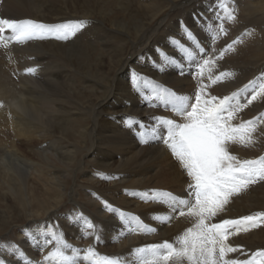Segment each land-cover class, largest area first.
<instances>
[{
    "label": "bare ground",
    "instance_id": "bare-ground-1",
    "mask_svg": "<svg viewBox=\"0 0 264 264\" xmlns=\"http://www.w3.org/2000/svg\"><path fill=\"white\" fill-rule=\"evenodd\" d=\"M48 1L50 0H46V3H48ZM57 1H59V5L56 8L57 9L59 8L60 11H57L56 13H54V15L51 14V18H47L45 16V13L47 12H44V10L40 9L38 10V12L41 14L38 15V17L41 18L38 19L39 20L46 19L48 21H52V20H57V18L58 19L69 18V16L71 15L72 17H80V13L82 11H78V10L75 12L71 11V8H69L70 4L68 3L69 0H57ZM169 1L174 3L173 2L174 0H169ZM32 2H30V5L35 7L36 5H34V3ZM72 2H75V0H72ZM192 2H194V0H179V2L176 3L175 7L183 6L185 4H191ZM5 6L6 5H4V8ZM175 7L173 6V8ZM255 7L258 6L256 5ZM198 10L201 11L203 10V8L201 7H199L198 9L195 8L192 10V12L194 11L197 12ZM203 11L206 13L207 10L205 9ZM90 16L91 15L87 13L86 16L83 17L82 15L81 17V19L90 22L86 26V29L87 28L94 29V27L92 26V23H94V21H92V17ZM102 18L104 19V17ZM164 20L165 17L159 19L156 23V26L150 31H148L149 35H147L143 41L141 42L130 41L133 46L132 51L130 49L127 50L124 44H121V46L119 45L118 47H116L117 49L119 48L120 54H118L119 59H117V61L115 60L116 61L115 63L112 62L113 64L111 63L110 65L109 64L105 65L103 62L104 57L102 58L101 55V57L98 58L99 61L97 65L96 63L95 64L93 63L94 65H96L95 67H93L94 65L91 66V64L90 65L85 64L82 66L80 65V67H82V71H79V69H77L76 67L77 63L75 61L76 56H78L79 54L78 51L79 49L77 50L71 49L73 51L69 50V56L71 57H68V55L65 53L68 51V48H65L66 51H64L65 49L63 47L64 44L65 46L67 45V42L66 43H63L61 41L57 42L56 39L53 38H51L53 39V41H50L48 40V38H45L47 41L43 39H37L36 40L37 42H35L34 41L35 39H33L30 42L27 41V43H24V45H18L16 40L13 38L14 35L13 34H12L13 36L10 35L11 32L9 33V35L6 34L7 35L6 39L7 40L10 39V42L6 41V39L2 40V43L5 46L10 45L11 47H13V51H17L18 53L16 54L17 64L14 65L17 72L14 73L13 71L10 72L9 68L12 65L10 64L11 61L8 55L5 59H3L6 60L7 65H5L3 62H0V127L1 128L3 126L8 127L9 133L11 135L10 138L11 141L9 146L10 148L9 149L0 148V155H2L1 164L2 166H4L3 167L4 169H1L0 171L3 174L5 172L7 174H10V177L12 176V174L14 173L16 174L20 172H24L27 174L26 176L32 177V175L34 174H32L31 172L33 171H34L33 173L36 172V174H38L37 175L38 178L40 175L47 177V179H45L43 182L44 178L40 176L42 179L40 180L41 183H40L39 192L42 194H46L51 191H56L54 197L47 196V199L49 200V205L52 206L51 209H49L46 212L47 219L50 217L49 215L53 213L54 209H56L60 205L61 200L64 198L65 193L60 192L61 190L64 191V187H61V185L62 184L64 185V183L67 181V178L71 177L72 170L66 169V167L70 168L71 166L70 164L74 160L76 145L65 143L66 138H64V132L66 131V124L68 121H70L69 119L71 118L72 115L82 113V114H87L88 116L89 111H91L89 113V117L91 119V125L83 127L79 132V134L80 136L85 138L89 137L90 141H92V143L90 144L92 145L86 149L87 153L80 160L77 161V167L73 171H74V176H77L79 172H83V175L87 176L89 181L86 182L87 185L84 191L86 192V198L85 197L84 198L86 199L89 205L95 207V210L93 211V213L92 212L89 213L90 214L89 215L83 209L82 212L75 218H73V216L70 215V213L65 214L66 219L69 218L72 220L71 221L72 226H70L72 230L71 229L70 230L73 234L74 241L73 242L71 241L70 243H73L74 246L76 245L77 240L80 237L81 229L84 227H89V225L95 221V218H99V217L102 219V221H100L101 232L103 234L105 233L104 236L107 237V239L116 241L118 246L122 245L127 240L128 242H132L135 238H137V233H139L137 229L139 226L138 224H136L137 221L135 223L134 221L135 219H138L136 218L138 214H141L142 217L149 222L151 229L149 231L147 230L146 236L148 237V240H155L156 242L153 241L155 244H160L159 242L160 239H166V237H168L170 233L172 232L174 233V231L176 232V230H179V228H177L178 225L176 224V222H174L170 227L168 226L169 224H171L173 218L175 219L179 215V213L177 214V212L179 211H177L175 214H171V218L169 219L168 217L169 214L171 213L170 207L167 205L166 202L160 203L157 202L156 200H153L152 190L155 189L167 190L174 193L177 196H186L184 189L189 183L183 178L184 175H187L186 172L180 167L178 162L173 160L174 157L170 149L163 142V139L156 138V136H159L162 132V129L160 128L158 122L155 120L156 117L171 118L177 120V122H182L181 118L175 115L174 112L172 113L168 111L169 109L173 111L170 106L168 107L165 106L163 110H161V112H159V110L156 112L155 110L151 109V107L149 106L150 102L147 101L146 99H144L143 101L146 100V105L148 106L142 105L139 98L137 101H135L134 99L135 101L134 104L130 103L132 108L131 106L130 107L128 106L129 102L123 100V98H125V100L126 99L131 100L133 97H137L133 94V92L131 94L129 91V89L133 87L130 80L131 71L133 69L139 74H141L143 71H146L147 73H150L154 78L155 77L160 78L161 74L165 70L166 65L169 66L172 64V61L177 60L176 58L172 57L171 46L169 44H165V46H163V50L166 53L169 52L172 61H170L168 57H166V59H162L164 54L160 52L156 56V60L159 62L158 64L159 67L154 68V66L152 65V67L150 68V62H148V60L146 59L147 57H149V54L152 53L153 51L152 47H155V45L157 44V43L151 44L150 40L151 38H153L159 26L164 22ZM169 31L171 32L170 34L177 33L175 29L174 30L169 29ZM93 32L95 33V31ZM45 35L47 36L48 34ZM77 35L81 36L82 31ZM182 35L183 34L181 32L180 38L185 37ZM170 36L168 35V38ZM206 36L203 37L202 42L199 45H197L196 48H192L189 52L190 54L192 53L195 63L197 61V58H199V54L203 53L201 58H199L201 60L204 56H206V53L211 52V50L206 46L207 45L206 42L204 41V38ZM12 42H16L17 45L16 44L15 45L18 46L19 49L18 48L16 49L14 44H12ZM93 44L95 43L93 42ZM113 49H115L114 46ZM63 54H65V56ZM72 57L75 58L73 59ZM112 57L110 56V58ZM88 58L90 59L92 57H88ZM152 60H154V57H152ZM174 63L176 64L171 65L173 70H177L179 69V67H181L183 68V71L191 72L189 71L188 68L184 66L187 65V63H182L181 60L180 62H174ZM147 66L149 67L148 70H146ZM26 68H35L36 71L34 74H28L25 72ZM149 69L152 70V72H150ZM160 69H164V70H160ZM218 71H220L218 68L213 69L209 73L210 77L211 75L217 73ZM76 73L79 74L81 73V77L83 78V83L85 86L82 87V89H87L92 93L91 96L85 101L86 103H82L78 99H76V90L73 86V84H75L76 82V77H75ZM175 74L176 73L174 72L170 74H166L165 77L166 80L168 77L171 78L172 80L171 92L177 95L186 96L190 99V102H194V94L196 91L194 90L195 88H193V85L191 86L190 83L191 81L189 79V76L180 77L178 76V74L177 75ZM185 75H188V73ZM217 76L218 75H216V77ZM242 82L243 81H238L234 89L229 91V89L227 88L229 82L225 79V77H221V79L217 83L220 85V87L217 88V94L221 95L222 97L226 95H231L233 92L242 88ZM99 90H100V96L99 98H97L96 96L98 95L95 96V94L98 93ZM139 95H148V94L144 93V91L142 90V92ZM210 97L211 94L210 95L206 94L205 98H210ZM242 97L243 96L241 93L237 99H239L242 102ZM100 99H103L104 102L101 101ZM133 109L134 111L137 110L136 116L134 115L135 119L134 118L132 119V123H130L129 121L125 124L124 122L128 120V116L133 111ZM250 111H253V109H250ZM253 112L254 113L247 120H250L254 117H258L260 111L256 110ZM258 121L259 120H257V122ZM117 122H119L120 124V125L118 124L119 126L116 125ZM234 122L235 123L239 122L238 124L242 122V113L240 114V116H236ZM128 128H131L132 131H130V129ZM154 129L156 130V136L150 135L153 133ZM127 130H129L132 133V135L130 134V132L128 133ZM133 132L138 134L136 136H138L139 141L135 140V138L133 137V135L135 134H133ZM96 136L99 137L98 138L99 142L97 143L95 142L94 144L93 143L95 139L94 137ZM142 140L146 142H141ZM233 145L235 146L236 149L235 148H233V150L229 149L230 152L242 160V149L240 148V145L242 144L236 142L233 143ZM34 153L39 154V160H34L33 156H31ZM149 153H150L149 156L150 161L147 158H145ZM9 159L11 160V162L13 160L15 161L21 160V162L26 166V169L24 170L20 169L19 165H16L13 162L12 163L15 167L13 165H10L11 162L9 161ZM85 159H89V161L92 164L96 165L97 167H100L101 168L100 170L102 171L100 173L97 172L96 174L92 173L93 171L86 172L84 170L85 169L84 165L86 164ZM145 162L148 163L147 166L145 165ZM143 166H146L147 168L146 167L142 168ZM11 179H12L11 184H14L15 180L12 177ZM75 185L77 186V183ZM18 187L20 186L18 185ZM57 187L60 188V190ZM110 190L117 191L116 195H114L115 198L112 196L114 198L115 203H118V199H121L124 205L121 206V204L116 205L114 203L116 206L112 207L111 205L105 202V197L103 193L108 194ZM69 193L71 194L72 190ZM53 216H55L54 219L57 218V215H53ZM51 219L49 218V220ZM192 219L193 222L195 223L196 222L195 217H192ZM220 220H221L220 217L217 215V217H215V220L213 218L212 221H214L215 223ZM161 221L164 222L161 223ZM50 222L51 221H46V222L41 221L40 224H36L34 227L19 226L17 235L18 238L20 239V243L18 242L9 243V249L13 250V253L11 255L12 257H14V259L10 260L8 257L5 256L4 259L7 262V264H34V263L36 264V262H34L33 260V256H30L32 252H36L42 249L43 247L49 246V243L44 239L43 236H41V232H52V233L54 232L55 235L56 233H58L60 237L64 235L59 222L57 223L56 222L50 223ZM49 226H51V228H49ZM25 228H27V232H25ZM56 229H59V231H57ZM37 243H39L41 247L37 248L36 247ZM133 243H135V241ZM19 244L21 246H19ZM250 244H252V242ZM79 247H81V245ZM92 247L93 248L91 247L90 248L93 249V251H95L94 246ZM90 248H89V244H85L79 250L80 251L79 253H81L82 255L83 252H86L85 256L88 257L87 259L90 260V262L93 263V261H95L96 264H101V261L104 260L102 259L103 257H101L103 255H101L99 251L98 252L96 251L94 255L90 256L91 254ZM121 253L119 258L124 259V264H134V263L140 264V259L139 257H136L137 254L135 251L134 252L130 251L127 254L125 252H124L125 254H121ZM23 256L27 257V262L23 261ZM229 257L230 256H228V258ZM119 258L117 260H114L115 264H119V260H120ZM145 259L151 260V257L148 256L145 257ZM109 261H113V260L111 259ZM54 263L60 264L59 261H54Z\"/></svg>",
    "mask_w": 264,
    "mask_h": 264
},
{
    "label": "rangeland",
    "instance_id": "rangeland-1",
    "mask_svg": "<svg viewBox=\"0 0 264 264\" xmlns=\"http://www.w3.org/2000/svg\"><path fill=\"white\" fill-rule=\"evenodd\" d=\"M10 1H12V2H10ZM32 1H34V2H32ZM44 1H45V3H44ZM70 1L72 2V0H69V2H68L70 4L69 8H71V11H73V12H75L77 10L82 11L80 13V17H72V15H71V16H69V18H64V19H58L57 18V20H52V21H48L46 19L39 20L38 18H41V17H38V15H40L41 13H39L38 10H40V9L44 10V12H47V13H45V16L47 18H51V14L54 15V13H56L57 11H60L59 8L58 9L56 8L59 5V1H57V0L56 1L50 0V1H48V3H46V0H8V1L7 0H2V1L0 0V2H1V4H0V18L34 19V20H37L39 22H43L46 24H57V23H63V22L69 21V20L81 19L82 15L84 17L87 15V13L90 14L91 15L90 17H92V21H94V23H92V26L94 27V29L93 28H90V29L85 28V30H83L84 32L82 31V35H83V36L81 35L82 37L76 35L75 37H73L69 40H66V41L65 40L64 41L63 40H56L57 42L58 41H61L63 43L67 42V45L65 46V44H64L63 47H64V49L68 48V51L65 52L68 55V57H71V56H69V50L79 49L78 50L79 54H78V56H76L77 60L75 59V61L77 63L76 64L77 69H79V71H82V67H80V65L82 66L85 64H89V65L91 64V66H93L95 63L97 65V63L99 61L98 58H100L101 55H102V58L104 57L103 62L105 65H108V64L110 65L112 62L115 63L117 61V59H119L118 54H120L119 48L117 49L116 47H118L119 45L121 46V44H124L127 50L130 49L132 51L133 46H132L130 41H135V42L143 41L144 38L147 35H149L148 31H150L151 29H153L156 26L157 21L159 19H161L162 17H165L164 22L159 26L157 32L155 33L153 38H151V40H150L151 44L157 43L155 45V47H152V50H153L152 53H150L149 57L146 58L148 60V62H150V68L152 67V65L154 66V68L159 67L158 66L159 62L156 60V56L158 53L161 52L160 50H163V46H165V44H169L171 46L172 57L176 58L177 60L172 61L171 55L169 54V52L166 53L163 50L164 52L162 51V53L167 54L168 59L170 61H172L171 65H175L176 63H174V62H180V60H181L182 63H187V65H184V66L186 68H188L189 71H191V72L184 71V73L185 74L188 73V75H185V74L181 75L180 69H183V68L179 67V69L173 70L171 65H169V66L166 65L165 70L161 74L160 78L155 77L157 80L156 81L155 78L150 73L143 71L140 74L144 77V81L141 82L142 87L139 90L135 89L134 87L129 89L130 93L132 94V92H133V94L137 97H133L131 100H127V99L125 100V98H123L124 101L129 102V105H128L129 107L131 106L130 103L134 104V102L140 98L142 105L148 106V105H146V100H147L150 102L149 106L151 107V109L155 110L156 112L158 110H159V112H161V110H163L165 105H164L163 100L160 99L157 94L166 95V93H164L162 91L164 89L171 91L172 80L169 77L166 80L165 77H166V74H170L173 72L176 73L175 75L178 74V76H180V77L181 76H187V77L189 76V79L191 81L190 82L191 86L193 85V88H195L194 89L195 91L199 85H201V84L206 85L205 97H206V94H208V95L211 94V96L222 97L221 95L217 94V88L220 87V85L217 84L218 81L216 80V78L218 76H220L221 73H225V75L223 77H225V79L229 82L227 85V88L229 89V91L234 89V87L238 81H243L245 84H247L250 80H256V84L254 86L256 90L259 89V85L261 83H264V80H257L256 79L257 77H260L261 73H264V10H263L264 9V5H263L264 0H225V5L229 11H231L232 9H235V19H225L222 21L223 28H224L223 32L220 31L221 21L216 19L217 13H219L221 16L227 15V13L225 11H223L217 7L218 4L220 3V0H194V2H192L191 4H185L183 6H177V7H175V5H176V3L179 2V0H174L173 1L174 3L170 2L169 0H137V1L136 0H110V1L109 0H75V2H72V4ZM30 2L34 3V5H36V6L34 7V6L30 5ZM12 4H15V5H12ZM94 4H96V5H94ZM4 5H6L5 8H4ZM19 5H20V7H19ZM256 5L258 7H255ZM173 6L175 8H173ZM194 7L197 9L199 7H201V8H203V10L206 9L207 11H206V13L203 10H201V11L198 10L197 12H195V11L192 12V10L195 9ZM86 8H87V10H86ZM250 9L252 12L250 11ZM32 11H34V12H32ZM51 11H53V12H51ZM102 17H104V19ZM95 19H96V21H95ZM44 20H46V21H44ZM181 21L185 22L188 26H190L191 29L193 30V32L195 33V35L190 40L185 35H182V36H185L184 38H180L181 37L180 36V33H181V23L180 22ZM200 21H211L212 23L210 26L207 25L206 23H201L204 25L200 24V27L198 28L197 22H200ZM106 28H108V29H106ZM202 28L205 29L204 32H202V30H201ZM136 29H137V31H136ZM139 29H141V30H139ZM169 29L170 30L175 29L177 31V33L176 34H174V33L170 34L171 32L169 31ZM93 31H95V33ZM253 31H254V33H253ZM9 33L10 32H5L3 34H0V39H1L0 40V59H1L0 62H3L5 65H7L6 60H3V59H5L8 55L10 58V61H11L10 64L12 65L9 68V70H10V72L13 71V73H14V72H17L14 65L17 64L16 54L18 52L13 51V47H11L10 45H9L10 46L9 47L8 45L5 46L2 43V40L7 38L6 34L9 35ZM10 35H12V33ZM115 35H117V36H115ZM168 35L169 36L171 35L170 37H173L176 40L181 41L183 43V47H180L179 44H172V43H170V41L168 42V40L170 38V37L168 38ZM103 36H104V39H103ZM204 36H206L204 38V41L207 44L206 46L211 50V52L206 53V56H204L201 60L199 58H201L203 53L199 54V58H197L196 63H192L193 62V55H192V53L190 54L189 53L190 51H188V50H191L192 48H196L197 45H199L202 42V39ZM91 38H92V40H91ZM53 39L48 38V40H50V41H53ZM32 40H29L28 42H30ZM36 40L37 39H35L34 41L37 42ZM43 40L47 41L46 39H43ZM6 41L10 42V39L9 40L6 39ZM234 41H237V42L235 44H233ZM4 42H5V40H4ZM16 42H12V44H14L16 49L17 48L19 49V47L16 46L17 44L18 45H24V43H27V41L17 42V44H16ZM93 42L95 44H93ZM7 44H9V43H7ZM228 45H233V46L231 48H228ZM96 46H98V47H96ZM113 46L115 47V49H113ZM149 46H151V45H149ZM97 48H98V50H97ZM73 50H71V51H73ZM11 51H13V52H11ZM64 51H66V49ZM71 51H70V53H71ZM104 52H106V53L108 52V53L106 54ZM80 53H83V54H80ZM63 55L65 56V54H63ZM112 55H113V57H112ZM110 56L113 59L110 58ZM61 57H63V56H61ZM88 57H92V58L89 59ZM152 57H154V60H152ZM94 58H96L98 60H96ZM205 60L208 61L207 64L204 63ZM86 61H87V63H86ZM78 63H79V65H78ZM96 65H94L93 67H95ZM197 65L202 66V74H201L200 68L197 67ZM148 68L149 67L147 66L146 70H148ZM215 68H218L220 71L211 75V77H210L209 73ZM150 72H152V70H150ZM238 74H239V76H238ZM216 75H218V76L216 77ZM79 76L81 77V73L80 74L76 73V75H75L76 82H75V84H73V86L76 90V99H78L82 103H86L85 101L91 96L92 93L87 89H82V87H84L85 85L83 83V78L82 77L80 78ZM194 76H195V78H194ZM152 78H154V79H152ZM233 79H235V80H233ZM243 82H242V87L245 85ZM142 90L144 91V93H147L148 95H139L142 92ZM252 92H253V88H249L246 92H242V96H243L242 102H246V99L251 96ZM225 94H228V93H225ZM96 95H98V96H96ZM95 96L97 98H99L100 90L98 93L95 94ZM226 96H228V95H226ZM128 98H129V96H128ZM134 99H135V101H134ZM144 99H146V100L143 101ZM100 100L103 101V99H100ZM101 101H100V103H101ZM143 103H145V104H143ZM131 108H132V106H131ZM250 109H253V111H256V110L260 111L258 114V116H260V114L264 113V100L258 99L256 101H254L251 105L244 108L240 113H238L237 116H240V114L242 113V121L243 120L247 121V119H249L250 116L254 113L253 111H250ZM136 111L137 110L134 111V109H133V111L128 116V120L126 122H124L125 124L129 121H130V123H132V119L133 118L135 119V116L137 114ZM168 111L173 113V111H171L170 109ZM90 112L91 111H89V113ZM89 113H88V116H87V114H82V113L72 115L71 118L69 119L70 121H68L66 124V131L64 132V138H66L65 143L76 145V152H75L76 157L74 156V160L71 162L70 168L66 167V169H71L73 171L77 167V161L80 160L87 153L86 149L92 145V144H90V143H92V141H90L89 137L85 138V137L80 136V134H79V132L81 131V129L83 127L91 125V119L89 117ZM80 115H82V116H80ZM234 121L235 120H233L232 123L234 125H238L239 122L235 123ZM54 124H57V123H54ZM118 124H119V122H117L116 125H118ZM257 125H258L257 130L252 134L253 138H254V142L250 145H248V144L240 145V148L242 149V160L247 159V158L248 159H256L260 156H264V126H262V125H264V121L259 120L257 122ZM128 127H131V126H128ZM128 129H130V131H132L131 128H128ZM127 131H128V133L130 132L129 130H127ZM130 134L132 135L131 132H130ZM133 134H135V135H133L135 140L139 141L138 136H136L138 134H136L134 132H133ZM150 135H152V134H150ZM10 138H11V135L9 133V128L6 126H3L2 128L0 127V148L9 149L10 148L9 147L10 141H11ZM94 138H95L94 142H93L94 144H95V142L96 143L99 142V139H98L99 137L96 136ZM233 148H235V146L232 143L229 145V149L233 150ZM36 155H38V156H36ZM31 156H33L34 160H39V154L34 153ZM149 156H150V153L145 158H147L150 161ZM1 158H2V155H0V167H2V168H0V170L4 169L3 168L4 166H2V164H1ZM145 158H144V161H145ZM85 160H86V164L84 165V168H85L84 170L86 172H92L93 171L92 173L96 174L97 172L100 173L102 171V170H100L101 169L100 167H97L96 165L92 164L89 161V159H85ZM173 160L176 161L175 158ZM9 161L11 162L10 159H9ZM14 161L15 160H13L12 162L15 163L16 165H19L20 169H22V170L26 169V166L21 162V160L15 161V162ZM11 163H10V165H13V163L12 164ZM147 164L148 163L145 162L146 166H147ZM146 166H143L142 168H144ZM72 171H71V177L67 178V181L64 183V185L63 184L61 185V187H64V191L61 190L60 192H64L65 195H64V198L61 200L60 205L56 209H54L53 213H51L49 215L50 219L53 217L51 220H49V218L47 219V213L46 212L49 209H51V207H52L51 205H49V200L47 199V196L54 197L56 191H51V192L46 193V194H42L39 192L40 191V183H41L40 180L42 179L40 176H42V175H40L38 178V176H37L38 174H36V172L33 173L34 171L31 172L32 174H34V175H32V177L26 176L27 174L24 172H20V173H16V174L14 173V174H12L11 177L15 180V182H14V184H11L12 179L10 177V174H7L5 172L4 174H6V175H4L0 171V261H3V264H7V262L4 259L5 256L8 257L10 260L14 259V257H12V255H11L13 253V250L9 249V243H14V242L20 243V239L18 238V235H17V231L19 230V226L34 227L36 224H40L41 221H45V222L51 221L50 223H55V222L60 223L63 234L65 235V236L63 235L61 237L63 239V242L67 245V247L62 246L61 250L64 252V254L66 256L71 257V259L67 262H64V264H93L92 262H90V260L85 259L86 252H83L82 255H81V253H79L80 252L79 250L85 244H89V248L90 247L93 248L92 246H94V248H95V251H93V249L90 248V250H91L90 256L94 255V253L96 251L97 252L99 251V253H101V255H103L101 257H103L102 259H104V260L101 261V264H107L108 263L107 261H109L111 259L113 261L117 260L120 256L121 252H122L121 254H125V253L127 254L128 252H130V251L134 252L135 249L143 247L145 245L155 244L154 243V242H156L155 240H148V237L146 236L147 230L149 231L151 228H150L149 222L145 218H143L141 214H138L136 217L138 219H135V221H134V223L136 221L138 222V223L136 222V224H138V226H139L137 231L140 234L137 233V238H135L132 242H128V240H127L125 243H123L124 245L123 244L120 245L122 248L120 246H118L116 241L107 239V237L104 236L105 233L103 234L101 232L100 221H102V219L100 217L95 218V221L92 224H90L91 226L89 225V227H84L81 229L80 237L77 240V243L75 246L73 243H70L71 241L72 242L74 241L73 234L71 232L72 228L70 227V226H72V222H71L72 220L69 218L66 219L65 214L70 213V215H72L73 218H75L82 212L83 209H84V211H86L87 214H89L91 212L93 213V211L95 210V207L89 205L85 199L86 198V192H84V191H85V187L87 185L86 182L89 181L87 176L83 175V172H79L77 176H74V171L73 172ZM184 176H183V178L187 182H189V179H188L189 177L187 175H184ZM42 177L44 178L43 179V182H44V180L47 179V177H45V176H42ZM82 181H83V183H82ZM22 182H24V183H22ZM75 182L77 183V186L75 185L76 184ZM23 184H24V186H23ZM18 185L20 187H18ZM32 185H33V187H32ZM74 186H76V187H74ZM10 187H12V188H10ZM23 187H24V189H23ZM58 189L60 190V188H58ZM71 190H72V193L70 194L69 192H71ZM57 192H58V190H57ZM116 193H117V191H114V190H110L108 193L109 195L107 193H105V194L103 193V195L105 197V202L107 204L111 205L112 207L116 206V205H120V204H121V206L124 205L123 202L121 201V199H118V203H115V201H114L115 196L114 195H116ZM18 196H19V198H18ZM22 198H23V200H22ZM230 203L228 205H226L225 210L222 213L218 214V216L220 217L221 220L218 222H215V223H219L224 219H236V218L246 216V215H250V214H253L256 212H264V182H258L255 185H251L246 191L241 192L240 194L231 198ZM178 213L179 212H177V214ZM45 214H46V216H45ZM53 215H57L58 219L57 218L54 219L55 216H53ZM141 218H142V220H141ZM175 220H178V221H175ZM212 220H211V223H214V221H212ZM214 220H215V217H214ZM174 222H176V224L178 225L177 228H179V230H176V232L174 231V233L173 232L170 233V235L168 237H166V239H160L159 240L160 244L163 243L164 241H168L169 243H172L175 246H179V237H181L183 235L184 231L187 228H189L195 224L193 222V219L191 216L181 217L180 215H178L175 219L173 218L171 224H169L168 226L170 227ZM67 229H68V231H67ZM56 230L59 231V229H56ZM232 232H233V234L230 235L228 237L229 239L226 240V243L229 246L234 247V248H238V249H243L244 253H253V252H256L258 249H264V224H262L260 227L250 229L247 232H244V231L236 232L235 229H233ZM54 235H55V233H54ZM61 235H62V232H61ZM87 235H90V236H87ZM55 236L60 237L58 235V233H56ZM88 238H89V240H88ZM48 239L51 240V243H49L50 247L49 246L43 247L42 249H40L36 252H32V254L30 255V256H33V260H34V262H36V264H52V263H54V261L52 262L51 260H48L49 262L44 260V257H46L48 255V253L50 251H53L57 246V245H55L56 241L54 239H52V237H49ZM134 241H135V243H133ZM240 242H241V244H240ZM251 242H252V244H250ZM80 245H81V247H79ZM19 246H21V245L19 244ZM76 246H78V247H76ZM115 246H117V247H115ZM48 247H49V249H48ZM71 248L77 250L75 254L72 251L73 249H71ZM120 249H122V250H120ZM71 254H72V256H71ZM228 256H230V257L228 258ZM136 257H139V254H137ZM225 258L226 259L243 260V259H249L250 257L248 255L242 254V252L238 250V251L233 252V253H228ZM119 259H120L119 264H124V259H121V258H119ZM23 261L27 262V257L23 256ZM117 263H118V261H117ZM54 264H57V263H54ZM134 264H138V263H134ZM183 264H188L187 260H185L183 262Z\"/></svg>",
    "mask_w": 264,
    "mask_h": 264
},
{
    "label": "snow or ice",
    "instance_id": "snow-or-ice-1",
    "mask_svg": "<svg viewBox=\"0 0 264 264\" xmlns=\"http://www.w3.org/2000/svg\"><path fill=\"white\" fill-rule=\"evenodd\" d=\"M217 7L227 13L225 16L217 13L216 16V19L221 21L220 31L223 32L222 21L235 19V9L229 11L225 0H220ZM89 23L83 19L46 24L34 19L0 18V34L11 32L17 42L45 38L66 41L85 30ZM180 23L182 34L190 40L195 33L185 22ZM201 23L210 26L212 22H197L198 28ZM201 30L205 31L203 28ZM169 41L183 47V43L173 37H170ZM236 42L234 41L233 44ZM232 46L228 45V48ZM166 57L165 53L162 59ZM193 63H195L194 58ZM204 63L207 64L208 61L205 60ZM197 67L202 74V66L197 65ZM35 71V68L25 69L28 74H34ZM180 74H185L183 69H180ZM224 75L225 73H221L216 80L219 81ZM256 79L264 80V73ZM130 80L133 87L139 90L144 77L133 69ZM255 84L256 80H250L231 95L210 98H205L206 85L201 84L194 94V102H190L186 96L177 95L167 89L162 90L166 95L157 94L164 105L170 106L182 122L166 117H156L155 120L162 132L156 136L154 129L152 135L157 139H163L173 157L189 177V183L184 189L186 196H177L167 190L155 189L152 190V199L167 203L171 209L169 219L171 214L179 211L181 217H195L196 222L179 237V246L164 241L161 244H149L135 249L134 251L139 254L140 264H183L185 260L188 264H264V249L244 253L243 249L231 247L226 243L228 237L233 234V229L236 232H247L264 224V212L211 223L214 217L225 210L231 198L246 191L251 185L264 182V156L241 160L229 150V145L232 143L252 144L254 142L252 134L258 126L257 120L264 121V113H262L238 125L232 123L244 108L258 99L264 100V83L259 85L258 90L255 89ZM249 88H253V92L246 102L237 99ZM41 236L48 243H51L48 239L51 236L57 245L44 257L45 261H59L60 264H64L71 259L61 250L62 246L67 247L62 237H56L52 232H41ZM36 247L39 248L41 245L37 243ZM238 250L250 258L243 260L225 258L228 253ZM76 251L73 249L74 253ZM148 256L151 260L145 259ZM0 264H3V261H0ZM93 264L96 262L93 261ZM108 264H115V262L109 261Z\"/></svg>",
    "mask_w": 264,
    "mask_h": 264
}]
</instances>
